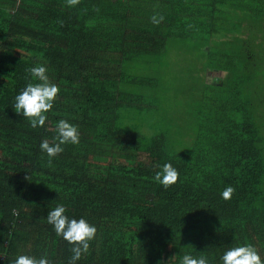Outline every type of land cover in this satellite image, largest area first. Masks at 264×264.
Here are the masks:
<instances>
[{
	"label": "trees",
	"instance_id": "trees-1",
	"mask_svg": "<svg viewBox=\"0 0 264 264\" xmlns=\"http://www.w3.org/2000/svg\"><path fill=\"white\" fill-rule=\"evenodd\" d=\"M188 42L212 77L197 102L215 106L209 119L174 131L120 124L123 111L165 100L168 53ZM36 66L60 93L32 128L14 103L37 82L27 71ZM61 119L80 142L49 166L40 144ZM166 163L179 172L167 189L154 179ZM60 204L97 228L77 264H179L201 253L222 264L248 244L264 260V0H0V264L19 255L69 264L72 245L47 222Z\"/></svg>",
	"mask_w": 264,
	"mask_h": 264
},
{
	"label": "clouds",
	"instance_id": "clouds-1",
	"mask_svg": "<svg viewBox=\"0 0 264 264\" xmlns=\"http://www.w3.org/2000/svg\"><path fill=\"white\" fill-rule=\"evenodd\" d=\"M79 3L80 0H67L69 7L76 6ZM163 19L162 15H153L151 17L152 22L157 25ZM27 71L33 80L37 82L28 83L15 97L14 109L18 115H23L30 122L32 128L44 127L47 120L46 113L53 109L54 102L60 93V88L50 82L46 67L36 66L29 68ZM55 131L56 135L51 142L48 139H44L40 144L41 151L49 157V166H51L52 159L64 151L62 145H77L80 142L77 126L70 124L67 120H59ZM154 179L167 189L178 182L179 172L172 164L166 163L156 172ZM234 192V187L227 186L221 193L222 198L230 200ZM65 213L66 208L62 204L57 205L48 213L47 222L53 226L58 236L72 245V256L69 264H77L82 256L89 252L90 242L95 239L97 228L83 218L79 220L69 219ZM174 259L175 256L171 258L169 264ZM221 260L222 264H264V260L261 259L257 249L251 244L229 248L222 255ZM13 264H50V261L47 255L39 259L33 256L19 255ZM179 264H209V261L203 253L198 257L184 254L180 257Z\"/></svg>",
	"mask_w": 264,
	"mask_h": 264
},
{
	"label": "rangeland",
	"instance_id": "rangeland-1",
	"mask_svg": "<svg viewBox=\"0 0 264 264\" xmlns=\"http://www.w3.org/2000/svg\"><path fill=\"white\" fill-rule=\"evenodd\" d=\"M179 45L180 50L175 49L168 53L169 67L163 69L160 78L168 92L163 95L165 100L152 96L160 105L158 103L154 107L123 111L120 114V124L129 128L137 126L141 131H149L147 127L151 124L164 131H174L176 127L189 122L192 117H198L197 114L203 119L195 120L200 125L209 119V112L214 111L215 106L197 105L202 93L200 90L212 81L211 74L203 71L205 65L200 44L188 42Z\"/></svg>",
	"mask_w": 264,
	"mask_h": 264
}]
</instances>
